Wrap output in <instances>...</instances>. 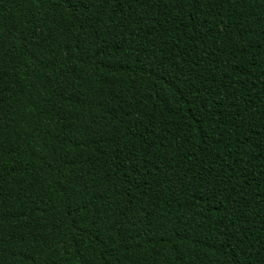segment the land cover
Returning a JSON list of instances; mask_svg holds the SVG:
<instances>
[{"label":"trees","instance_id":"trees-1","mask_svg":"<svg viewBox=\"0 0 264 264\" xmlns=\"http://www.w3.org/2000/svg\"><path fill=\"white\" fill-rule=\"evenodd\" d=\"M0 264H264V0H0Z\"/></svg>","mask_w":264,"mask_h":264}]
</instances>
